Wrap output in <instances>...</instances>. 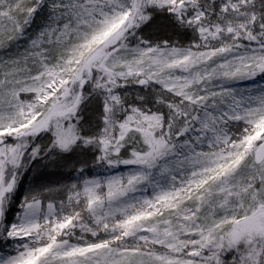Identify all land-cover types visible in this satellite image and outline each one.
Segmentation results:
<instances>
[{
  "label": "snow or ice",
  "instance_id": "obj_1",
  "mask_svg": "<svg viewBox=\"0 0 264 264\" xmlns=\"http://www.w3.org/2000/svg\"><path fill=\"white\" fill-rule=\"evenodd\" d=\"M0 264H264V0H0Z\"/></svg>",
  "mask_w": 264,
  "mask_h": 264
},
{
  "label": "rangeland",
  "instance_id": "obj_2",
  "mask_svg": "<svg viewBox=\"0 0 264 264\" xmlns=\"http://www.w3.org/2000/svg\"><path fill=\"white\" fill-rule=\"evenodd\" d=\"M63 171L67 172L68 170L65 169ZM50 179L53 180V181H55V180H61V181H63L64 178L61 177V176H52Z\"/></svg>",
  "mask_w": 264,
  "mask_h": 264
}]
</instances>
